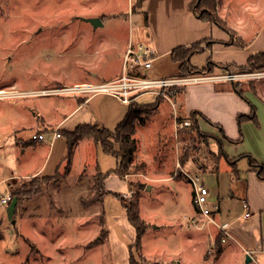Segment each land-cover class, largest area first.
Instances as JSON below:
<instances>
[{"label":"rangeland","instance_id":"374dc122","mask_svg":"<svg viewBox=\"0 0 264 264\" xmlns=\"http://www.w3.org/2000/svg\"><path fill=\"white\" fill-rule=\"evenodd\" d=\"M256 1L261 2L248 0L249 4ZM231 2L239 10L246 7L244 1ZM257 6V10L264 7V0ZM139 7L137 0H0V89L23 92L84 79L81 65L97 66L90 57L101 46L97 32L86 35L85 31H128L127 21L112 19L100 24L98 19L122 16ZM248 16L260 18L261 14ZM259 18L253 20L254 29L260 26L264 31V16ZM232 36L238 44L239 37ZM204 56L195 53V63L204 65ZM246 68L231 72H264V65ZM218 73L225 71L216 68L212 74ZM239 87L248 93L257 115V123L241 126L246 133L242 144L255 150L260 140L264 142V75L241 80ZM67 97L29 93L0 98V196L10 194L9 203L0 206V264H130V253L133 264H252L242 258L239 249L225 250L228 244L220 256H216L217 246L205 252L211 238L208 232H215L214 222L200 229L192 224L188 228L185 215L192 213V196L185 170L202 173L219 160L220 177L224 186L231 187L219 151L222 134L207 131L198 114L185 118L174 111L158 113L152 106L139 104L156 101V94L144 93L132 101L144 122L136 124L138 149L123 177L110 171L116 166L115 156L100 149L95 152L84 143L74 157L71 155L70 174L66 167L70 158L68 161L65 156L53 175L18 177L43 162L50 141L46 132L47 140H30L37 129L33 101L62 104ZM227 127L239 134L237 120L229 118ZM260 128L262 134L257 132ZM55 155L53 152L44 173L54 170ZM96 161L103 173H110L104 188L99 173H81L91 170ZM247 164L244 156L238 167L242 170ZM171 174L185 182L178 185V195L160 185L167 181L162 178ZM24 184H28L27 191ZM128 191L131 194L123 196ZM228 193L225 191L223 198H229ZM124 201L135 203L145 221L140 248L135 246L136 233L127 219Z\"/></svg>","mask_w":264,"mask_h":264},{"label":"crops","instance_id":"0c3cea01","mask_svg":"<svg viewBox=\"0 0 264 264\" xmlns=\"http://www.w3.org/2000/svg\"><path fill=\"white\" fill-rule=\"evenodd\" d=\"M194 1L144 0L142 5L135 11H130L129 13L114 18H104L101 24L107 23V21H111L112 19H117L124 23L127 21L128 31H85L86 35H92L91 32H97L95 35L100 37L98 44L101 46H97L98 49H95L90 57L91 61H97L98 67L93 64H82L81 66L85 69V74H83L85 78L73 79L72 84L66 85L84 82L99 83L120 76L122 73L124 53L129 42L135 45L144 43L151 49L150 57L153 60L147 73L153 77L176 75L179 72V67L178 62L173 60L171 56L172 50L176 47L187 46L203 39L211 40L209 44L202 45L203 51L199 52L204 53L205 64L207 57L210 56L220 64L245 66L251 54L255 53V51H264V31H260L262 29L260 26H256L257 28L254 29L255 24H253L254 18L259 17L248 16L250 14H261L260 18L264 16L263 6L260 10H257V3L262 4L263 0L251 4H249L248 0H241L246 5L241 10L235 7L231 0H217L216 10L218 15L223 18L230 31L222 29L212 21L202 20L197 17L190 8V5ZM255 9L256 12L253 13ZM232 34L239 37L240 44H237L235 39L231 38L233 37ZM194 58L195 54L191 57L192 64L199 66L195 63ZM60 86L65 85L44 86L29 91L42 96H48L49 94L55 95L60 93L42 92V90ZM67 95L68 97L63 100L64 102L62 104L56 102L55 104L45 105L39 99L33 101L32 107L35 109L34 124L37 127L36 130L46 132L47 134L50 133V141L47 144V154L43 162L37 167L35 166L29 170H24L18 177H30L39 174L53 175L55 170L60 168L61 160L63 161L65 156L67 157L68 145L65 131L74 130L77 125L84 123H97L107 129L113 130L123 120L129 109V104L126 105L115 96L105 92L71 93ZM244 95L247 101L243 97L241 98L233 89L232 83H228L227 81H199L187 84L178 89L174 97V105L171 102H168L169 104L165 103L166 101L163 102L159 100L160 98L153 102L138 103H155L158 113L160 110L161 113L174 111L175 114L178 113L185 118H189L194 111H197L201 118L199 123L205 122V125L208 127L206 130L213 134L215 130H219L217 125L222 127L224 134L220 130L219 132L222 134L224 152L229 158H237V171L234 172L231 164L224 156L226 170H229L226 172H228L231 187L224 186L225 183L222 177H220L219 172V160L215 164H212L211 168L202 173L191 172L188 169L184 171L200 174L203 183L209 189V201L218 204L217 211L213 215L214 226L216 227L214 229L215 232L213 233L212 230H209L208 236L211 238L208 241V247H206L205 252L211 246L216 245L218 247L217 250H219L215 254L216 256H220L224 252V245L228 244L225 250L239 249L242 258L246 262L264 264V179L260 178L256 171L250 167L249 161L246 166L244 165L245 169L240 170L238 167L240 159L249 153H251L250 155L256 161L264 163V142L260 140L255 150L248 149L242 144L246 138L245 129L244 131L241 129L242 137L239 138V130L238 134L227 127L229 118H233L235 122L238 114L249 113L251 111V100L247 96L248 93L244 92ZM254 122L257 123V119L256 121L247 119L241 123V126L249 123L254 124ZM55 130L60 132L61 135L53 138L52 133ZM257 132L258 134H262V128L258 129ZM61 138L63 141L59 140ZM20 139L24 140L23 136ZM82 143L85 146L93 147L95 152L99 149L102 150L99 143L93 137L86 136L75 144L71 154L73 157L75 151L80 148V144ZM229 148H231V151ZM242 148L245 149L242 150ZM53 152H56L54 170L44 173ZM117 163L118 159L116 157V166ZM116 166L110 171L114 173ZM66 167L69 168L68 172L70 174L72 169L71 157ZM181 168L183 169L184 167ZM99 172L103 171H101L96 161L91 170L83 169L81 173L89 176L90 174ZM107 173L102 183L103 188L110 174ZM162 179L167 181L165 184L160 185L167 188V192L172 193V195H178V185L185 183L179 178L175 179L172 174L170 177ZM171 182H174L173 184L175 186ZM187 183L190 185L191 196L193 197V187L188 179ZM227 190L229 191L228 196L230 197L223 198ZM244 202L248 204L247 209L243 206ZM191 203L189 212L192 213L185 215V219L195 213L193 201ZM246 211L249 212L247 216L245 215ZM187 226L189 228L191 224ZM222 226L226 228L228 233L224 242L220 240L224 235V232L220 231V227ZM193 227L197 228L196 226ZM133 229L135 231L134 227Z\"/></svg>","mask_w":264,"mask_h":264},{"label":"trees","instance_id":"16d2710c","mask_svg":"<svg viewBox=\"0 0 264 264\" xmlns=\"http://www.w3.org/2000/svg\"><path fill=\"white\" fill-rule=\"evenodd\" d=\"M144 0H137L139 6L142 5ZM216 1L217 0H195L191 5L190 8L194 12V14L201 18L202 20H209L217 24L219 27L226 31H230L227 27L226 22L220 18L216 11ZM146 17V15H145ZM211 42L209 39H203L201 41L192 43L187 46H179L172 50L171 56L173 60L178 62L179 73L176 74L177 76H187V75H203V74H212L216 68L222 69L225 72L232 71L233 68H239L241 70L247 69L246 66L249 65L250 67L258 68L264 65V51H257L251 54L248 58L247 65L239 66L234 64H220L214 61L210 56L206 59V64L204 66H195L191 62V57L193 54L202 52L203 46L207 45ZM240 44V43H238ZM241 80L231 81L233 89L235 92L243 98H246L244 95L243 90L239 87ZM159 98V97H158ZM134 102L129 103V109L127 114L121 120L117 126L113 129H107L102 125L97 123H84L79 124L75 127L74 130L65 131V136L67 139L68 145V153L67 159L71 157L73 152V148L75 144L82 138L86 136L93 137V139L100 144L102 150L106 153L112 154L118 159V163L116 166L115 171L120 175L124 176V170H126L130 165L131 162L134 160L135 152L137 150V138L135 136L136 133V124L143 123V119L139 118L137 114V108L135 107ZM142 106H152L153 109L156 108V104H142ZM251 111L249 113H240L237 115V123L239 126L240 137H242L241 131V123L244 120L251 119L256 121V109L254 104L250 103ZM198 113L194 111L192 115L196 116ZM219 127L220 132H223V129L220 125ZM117 144V147L115 146ZM219 151L221 155L225 156L228 161L230 162L234 172L237 171L236 168V161L237 158H229L223 149L222 143L219 144ZM248 158L249 165L253 168L257 175L260 178L264 179V163H260L256 161L250 154H245ZM37 176V175H35ZM33 176V177H35ZM99 183L102 184L105 178V173L99 172L98 176ZM28 184H24L25 191H27ZM124 205L126 208V215L128 221L133 225L135 228L136 239H135V246L141 247V237L145 230V222L140 216L137 205L135 203L126 204L124 201ZM129 262L133 264L134 257L130 253L129 255Z\"/></svg>","mask_w":264,"mask_h":264},{"label":"built area","instance_id":"2783aa9c","mask_svg":"<svg viewBox=\"0 0 264 264\" xmlns=\"http://www.w3.org/2000/svg\"><path fill=\"white\" fill-rule=\"evenodd\" d=\"M151 49L144 43L133 44L129 42L123 58L122 73L120 76L99 83H78L73 85H65L53 89L42 90V92L71 94V93H95L105 92L115 96L117 99L124 103H131L137 100L138 97L144 93H153L158 97L163 96L174 105V97L178 89L187 84L199 81H237L247 78H259L264 75V72H225L218 74H203V75H187V76H160L153 77L147 73V70L152 65L153 58L150 57ZM0 93V98L19 96L23 94H33L29 91H8L5 89ZM60 132L55 130L52 137H59ZM31 140L45 141L46 133L41 131H34L30 137ZM189 182L193 187L192 201L195 207V213L187 218L188 223L201 228L207 222H214V213L217 211L218 204L209 201V189L203 183L200 174L185 172ZM131 191L123 193L127 197ZM10 201V194L0 196V206H5ZM245 209L248 208L246 202L243 203ZM245 215H249L246 211ZM220 231L224 235L220 238L222 242L226 240L228 235L224 226L220 227ZM216 245L211 246L210 251H213Z\"/></svg>","mask_w":264,"mask_h":264},{"label":"water","instance_id":"95a60500","mask_svg":"<svg viewBox=\"0 0 264 264\" xmlns=\"http://www.w3.org/2000/svg\"><path fill=\"white\" fill-rule=\"evenodd\" d=\"M96 22H97V18L93 19V23L96 24ZM98 22L101 24V20L100 19H98ZM147 188H150V186H148Z\"/></svg>","mask_w":264,"mask_h":264},{"label":"bare ground","instance_id":"6f19581e","mask_svg":"<svg viewBox=\"0 0 264 264\" xmlns=\"http://www.w3.org/2000/svg\"><path fill=\"white\" fill-rule=\"evenodd\" d=\"M2 91H4V90H0V93H2Z\"/></svg>","mask_w":264,"mask_h":264}]
</instances>
